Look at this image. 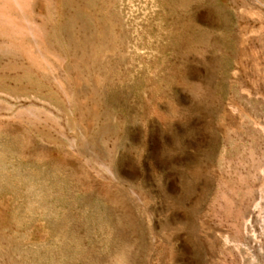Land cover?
Instances as JSON below:
<instances>
[{"label": "rangeland", "instance_id": "1", "mask_svg": "<svg viewBox=\"0 0 264 264\" xmlns=\"http://www.w3.org/2000/svg\"><path fill=\"white\" fill-rule=\"evenodd\" d=\"M33 20L49 65L0 47V264H264V0Z\"/></svg>", "mask_w": 264, "mask_h": 264}, {"label": "bare ground", "instance_id": "2", "mask_svg": "<svg viewBox=\"0 0 264 264\" xmlns=\"http://www.w3.org/2000/svg\"><path fill=\"white\" fill-rule=\"evenodd\" d=\"M35 5L36 0H0V47L17 51L44 68L49 61L41 51L43 32L33 20Z\"/></svg>", "mask_w": 264, "mask_h": 264}]
</instances>
